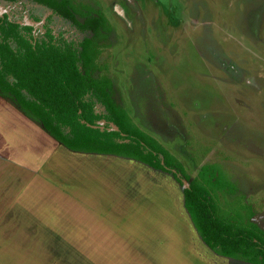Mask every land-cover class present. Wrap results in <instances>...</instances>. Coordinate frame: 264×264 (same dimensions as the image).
Masks as SVG:
<instances>
[{
    "label": "rangeland",
    "instance_id": "374dc122",
    "mask_svg": "<svg viewBox=\"0 0 264 264\" xmlns=\"http://www.w3.org/2000/svg\"><path fill=\"white\" fill-rule=\"evenodd\" d=\"M75 3L100 11L109 23L99 63L112 81L113 102L191 179L215 165L218 177L202 184L218 208L238 220L251 211L264 231V0ZM4 15L32 27V41L47 28L75 44L86 36L33 2H0ZM1 156L11 159L0 163V192L3 186L11 192L0 201V264H245L214 258L190 224L181 229L173 220L183 187L170 175L114 156L67 151L0 96ZM138 214L147 217L132 238L103 231L90 239L92 220H142ZM47 220L57 227L45 229Z\"/></svg>",
    "mask_w": 264,
    "mask_h": 264
},
{
    "label": "trees",
    "instance_id": "16d2710c",
    "mask_svg": "<svg viewBox=\"0 0 264 264\" xmlns=\"http://www.w3.org/2000/svg\"><path fill=\"white\" fill-rule=\"evenodd\" d=\"M20 1L51 10L86 36L75 44L56 39L47 28L43 38L32 41V27L0 17V96L67 151L114 156L170 175L183 187L185 216L209 251L232 261L264 264V231L252 221L253 212L246 220L226 217L202 184L218 177L216 166H202L198 178L191 179L177 158L113 102L112 81L99 63L101 42L110 32L105 16L75 0H0ZM102 121L103 130L98 126Z\"/></svg>",
    "mask_w": 264,
    "mask_h": 264
},
{
    "label": "crops",
    "instance_id": "0c3cea01",
    "mask_svg": "<svg viewBox=\"0 0 264 264\" xmlns=\"http://www.w3.org/2000/svg\"><path fill=\"white\" fill-rule=\"evenodd\" d=\"M49 136V135H48ZM50 137V136H49ZM99 156H101V155H99ZM117 158V157H116ZM10 157H8V156H5V157H3V156H1V158H0V163L1 164H4V165H9L10 164ZM118 159H121V158H118ZM126 160V159H125ZM135 162V161H134ZM135 164H138L139 166H144V165H142V164H140V163H138V162H136ZM145 167V166H144ZM19 171L20 169H16L15 171ZM43 170L44 169H42V172H43ZM151 171H153V170H150V172ZM154 173H162V172H156V171H153ZM162 174H164V173H162ZM167 175V174H166ZM169 176V175H168ZM169 178H171V182H173L174 183V179H173V177H169ZM8 182V181H7ZM4 184V183H3ZM9 189L11 188V186L10 187H8ZM3 189H4V191H1L0 192V201L3 203V200H4V195H5V198H10L9 197V193L11 192V189L10 190H8V193H7V191H6V189H5V186H3ZM1 193H3V195H1ZM152 202V201H151ZM151 202H148V199H146V201L144 202L145 204H148V203H151ZM170 204V203H169ZM171 205V204H170ZM171 207V206H170ZM176 209H177V213H178V217L176 216V214L174 213V214H172L173 216V220H180L181 222V226H180V228L181 229H184V227L186 228V229H189V224H190V221H189V219H188V217L186 216V218H185V221L183 220V216H182V214H181V210H183V204H182V207H176ZM4 212H6V210L4 211ZM140 212V211H139ZM146 212H147V208H146ZM172 213H173V211H172ZM185 214V213H184ZM138 215H140V214H138ZM141 217H142V215H140ZM3 218H4V216H2ZM138 217V216H137ZM137 217H135V216H133V217H131L132 219H136ZM144 217H147V216H143L142 218V220H140V219H136V220H131V219H122V218H114V219H110L109 218V216L108 217H100L99 219H95V220H92L91 221V224H92V227L91 228H89L88 227V229L90 230V239L91 238H96V233H98L97 234V237H100L101 238V236H100V233H103V231H108L109 233V235H113V236H116V237H118V235H119V238H124V237H126L127 239H130V238H132L134 235H132L131 236V234L133 233V232H135V230H136V228L138 227V225L139 224H142L144 221H145V219H144ZM0 218H1V214H0ZM50 219L51 220H55L52 216H50ZM7 220H9V218L7 219ZM51 220H47L46 221V223H45V229H46V227L48 226V227H57V226H53V223L54 222H51ZM55 221H57V220H55ZM184 221V222H183ZM183 222V223H182ZM183 224H184V226H183ZM155 226H157V224L156 223H153V224H150L149 225V229L152 231V230H154L155 229ZM191 226V225H190ZM47 227V228H48ZM99 229V230H98ZM92 230H96V231H92ZM193 230V229H192ZM92 231V232H91ZM122 231H124V232H122ZM138 231H139V229H138ZM158 231H159V229H158V227H157V233H158ZM108 235V236H109ZM194 235H195V233H194ZM103 236V235H102ZM138 236L140 237L141 236V234H138ZM196 236V235H195ZM104 237V236H103ZM197 237V236H196ZM87 238H89V235H87ZM197 240L199 241V243H200V240H199V238L197 237ZM209 251V250H208ZM208 254H210L211 256H213L214 258H218V259H220V260H222V261H232V260H228V259H225V258H222V257H219V256H216V255H214L211 251L208 253Z\"/></svg>",
    "mask_w": 264,
    "mask_h": 264
},
{
    "label": "water",
    "instance_id": "95a60500",
    "mask_svg": "<svg viewBox=\"0 0 264 264\" xmlns=\"http://www.w3.org/2000/svg\"><path fill=\"white\" fill-rule=\"evenodd\" d=\"M113 130H117V128H116V127H114V128H113Z\"/></svg>",
    "mask_w": 264,
    "mask_h": 264
},
{
    "label": "flooded vegetation",
    "instance_id": "af4514ba",
    "mask_svg": "<svg viewBox=\"0 0 264 264\" xmlns=\"http://www.w3.org/2000/svg\"><path fill=\"white\" fill-rule=\"evenodd\" d=\"M19 24V23H18ZM20 25V24H19Z\"/></svg>",
    "mask_w": 264,
    "mask_h": 264
}]
</instances>
